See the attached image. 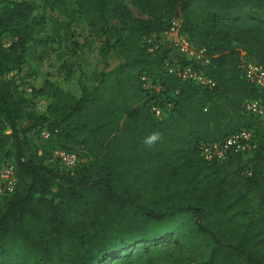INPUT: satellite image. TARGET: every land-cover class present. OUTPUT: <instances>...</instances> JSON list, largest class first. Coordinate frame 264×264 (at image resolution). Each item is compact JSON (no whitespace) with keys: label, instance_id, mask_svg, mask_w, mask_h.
<instances>
[{"label":"trees","instance_id":"16d2710c","mask_svg":"<svg viewBox=\"0 0 264 264\" xmlns=\"http://www.w3.org/2000/svg\"><path fill=\"white\" fill-rule=\"evenodd\" d=\"M43 2L68 25L106 10L126 31L120 47L140 48L80 93L45 77L28 92L16 75L31 42H42L37 22L44 19L34 0H0V166L13 163L17 176L15 190L0 197V264H264V114L244 107L251 99L264 105V90L242 69L244 60L264 63V0ZM174 19L206 47L210 63L199 67L213 86L168 75L166 47L147 53L143 37L160 35ZM144 75L159 89L144 88ZM41 97L51 98L45 112L35 107ZM85 108L97 112L89 127L73 123ZM86 127L112 136L104 144L108 153L134 150L135 164L120 155L113 163L106 153L99 164L81 161L68 140ZM243 128L257 143L250 155L203 160L202 143ZM152 132L162 138L149 148L143 140ZM54 148L75 152L78 164L67 168L51 159ZM183 219L191 222L188 231L152 233L155 223ZM223 219L236 235L225 236L218 227Z\"/></svg>","mask_w":264,"mask_h":264},{"label":"rangeland","instance_id":"374dc122","mask_svg":"<svg viewBox=\"0 0 264 264\" xmlns=\"http://www.w3.org/2000/svg\"><path fill=\"white\" fill-rule=\"evenodd\" d=\"M35 1V4H37L36 8H38L36 13L40 14L37 18L39 19L42 16L41 19H44L43 21L38 20L37 22L38 30L40 29L38 35L42 37V42L32 46L28 55L25 54L22 71L16 75L18 81L21 82L23 87L27 88L28 92L31 89L29 88L31 84L35 83L36 80L38 81L41 77H45L62 85L67 91L68 82H72L70 83L73 85L71 89L76 93H80L82 89H88V87L96 85L102 79L104 72L109 73L111 71L110 73H112V69L117 67L120 63H125L127 60L131 59L140 48V45H134L137 49L132 50V52H127L120 47L119 41L125 37L126 31L122 29V25L118 19L109 17L108 11L106 10L103 12L91 11L86 16V21H76L68 25V19L49 6H45L43 0H34V2ZM129 5L136 16H144L131 4V2ZM108 6L109 4L107 7ZM174 21L178 24V33L186 35L182 30L183 21L180 19H174L173 22ZM68 26L71 28V31H73V39L70 40H68ZM44 27L46 28L43 31ZM145 36H155L154 45L148 46V49L146 46L147 43H144L147 53L154 55V53L158 52L160 49L162 50L164 47L168 49L171 60L167 59L164 63V68L167 70L168 75L178 78L175 72L178 71V67L181 65H192L200 69L199 66L202 63L196 59L190 60V58L188 59L186 56L182 55L171 37L164 36L163 33L160 35L152 34ZM11 40L12 39L8 36L3 37L5 45H9ZM192 44L194 43L192 42ZM113 45L117 48L114 49ZM81 52L85 53L84 61H82V57H80ZM182 60H186V62L183 63ZM170 69H173L174 72H171ZM201 72L203 71L201 70ZM12 74L13 73H10L9 76H12ZM113 78L115 79L114 75L107 77V79L111 80H113ZM149 80L150 86L147 88L143 83L144 88L159 89V84L155 85V82H153L151 78H149ZM109 91L110 88L107 89L106 93H109ZM50 100L51 98L46 97L38 98L35 104L36 109L45 112ZM154 107L160 108L158 106H153V111ZM160 111V114L155 113V115L161 117V108ZM95 117H97L96 111L85 108L81 115L73 119V123L80 125V123L85 122L87 123V127H89L92 125ZM87 127L81 132H78L72 140H68V146L79 153L81 161L99 164L103 162L102 155L106 153L108 156L107 158L113 163L117 162L114 160V156L120 155L123 159L129 160L135 164L136 153L134 150H118L117 152L108 153L104 144L106 142L108 143L112 136L109 137V139H104ZM40 136L42 137L41 133ZM118 170L122 172L125 171V165H120ZM190 224L191 222L188 219L166 221L151 225V229L154 235L161 236L165 233L174 231V229H177V232L183 231L184 228L188 231L191 226ZM218 224V227L221 228V231L225 233L226 237L236 235L235 230L230 227L225 219L220 223L218 222ZM203 241L206 240H202V242Z\"/></svg>","mask_w":264,"mask_h":264},{"label":"built area","instance_id":"2783aa9c","mask_svg":"<svg viewBox=\"0 0 264 264\" xmlns=\"http://www.w3.org/2000/svg\"><path fill=\"white\" fill-rule=\"evenodd\" d=\"M177 25V22L174 21L171 27L163 32V35L171 37L179 52L188 59H196L203 65L209 64L211 58L206 47H198L192 44L186 35L178 33ZM154 37L155 36H144V43H147V49L148 46L152 44L154 45ZM242 69L244 77L247 81L264 90V63L253 60H244L242 63ZM170 70L171 72H174L173 69ZM175 74H177L178 78L181 80L211 86L215 84L211 78L192 65L179 66L178 71H176ZM142 80L148 88L150 86L149 77L144 75L142 76ZM244 107L248 114H264V105L258 99L246 101ZM154 111L157 114L161 113L160 108L157 107H154ZM41 135L44 139H48L50 137V132L44 129L42 130ZM256 147L257 143L254 139L252 130L243 128L228 135L223 140L213 143H202L200 146V155L203 160L207 162L222 163L229 161L234 155H250ZM51 159L59 160L67 168H74L79 161V157L75 152L67 151L61 148H54L52 150ZM16 186L17 176L15 165L13 163H6L0 166V197L12 193Z\"/></svg>","mask_w":264,"mask_h":264},{"label":"clouds","instance_id":"9594fccd","mask_svg":"<svg viewBox=\"0 0 264 264\" xmlns=\"http://www.w3.org/2000/svg\"><path fill=\"white\" fill-rule=\"evenodd\" d=\"M161 134L159 132H152L150 133L147 137L144 138L143 143L147 146V147H152L153 145H155L158 141L161 140Z\"/></svg>","mask_w":264,"mask_h":264},{"label":"crops","instance_id":"0c3cea01","mask_svg":"<svg viewBox=\"0 0 264 264\" xmlns=\"http://www.w3.org/2000/svg\"><path fill=\"white\" fill-rule=\"evenodd\" d=\"M30 45H33V46H34V45H37V44H35V43L32 41ZM70 83H72V82H68V90L71 91V92H75V91H73V90L71 89L73 85H71Z\"/></svg>","mask_w":264,"mask_h":264}]
</instances>
